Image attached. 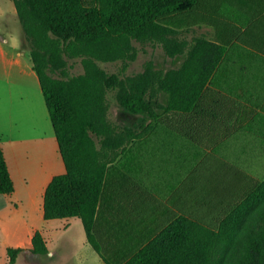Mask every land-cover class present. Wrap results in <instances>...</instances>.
Masks as SVG:
<instances>
[{"label":"trees","instance_id":"16d2710c","mask_svg":"<svg viewBox=\"0 0 264 264\" xmlns=\"http://www.w3.org/2000/svg\"><path fill=\"white\" fill-rule=\"evenodd\" d=\"M204 1L14 0L18 20L33 45L31 57L66 166V172L55 176L46 189L44 218L47 221L80 218L89 244L106 264H264V176L235 169L226 156H218L215 151L203 160L197 174L203 188L200 191L212 195L207 208L199 214H167L169 222L123 262H112L108 252L119 245L114 235L121 228L118 222L121 217L105 212L102 218L105 223L98 224L99 207L111 204L102 203L108 191L121 197V216L138 201L150 202L153 191H161L159 178L156 179L159 174L153 170L161 167L166 172L164 166H169V160L175 157L169 144L160 142L161 138L166 141L167 136L171 141L175 138L163 130H190L197 127L196 119L202 124V117L231 105L230 99L209 91L231 45L241 43L264 49V39L257 30L258 23L264 20H251L264 11V0ZM228 6L248 16V23L251 21L248 28L224 19ZM183 16L214 24L216 40L196 39L178 68L158 75L156 93L164 97L160 111H154L143 99L146 88L138 87L136 92L127 93L125 111L147 113L160 124L157 130L161 134L144 140L154 129L146 119L141 121L138 131L127 128L124 139L128 143L140 141V147L154 155L151 161H144V167L153 164L154 169L146 168L145 180L123 174L124 178L111 184L110 172L123 152L113 155L109 150L120 147L122 141L114 146H104V141L102 144L112 127L108 121L110 104L104 76L95 59L127 58L131 54V39L148 36L153 29L162 27L160 23L169 25ZM63 54L83 57L86 72L67 79L54 78L39 61L44 55L58 60ZM202 146L199 141L184 150L190 148L196 153ZM163 180V185L171 182L165 175ZM14 192L15 184L0 142V194ZM107 214L115 219L109 220ZM230 248L236 253L225 261ZM23 251L8 248L9 264H17ZM31 251L38 255L49 253L41 232L34 235Z\"/></svg>","mask_w":264,"mask_h":264},{"label":"rangeland","instance_id":"374dc122","mask_svg":"<svg viewBox=\"0 0 264 264\" xmlns=\"http://www.w3.org/2000/svg\"><path fill=\"white\" fill-rule=\"evenodd\" d=\"M10 4L11 2L7 1V11H10ZM224 19L240 26L245 25L244 28H248L251 24V21L248 23V16L230 6L225 8ZM251 20H264V11L260 16L258 15ZM18 24L20 28L23 27L19 20ZM160 24L162 27L153 29L150 35L130 40L131 54L129 57L117 60L95 59L104 76L106 98L110 104L108 121L112 127L111 133L104 135L102 144L104 141V146H114L115 142L118 144L122 141L120 147L109 150L113 155L123 152L117 158L115 166L110 172L111 184H113L112 181L124 178L123 174L128 178L137 175L145 180L148 173L146 168L154 169L153 164L144 167L145 162L151 161L154 155L146 153L140 147L141 144L138 140L128 143L124 139V131L127 128L138 131L141 121L146 119L147 123L153 124L154 129L143 139L161 134L157 130L160 128V124L157 123V120L151 119L147 113L125 111L123 103L128 100L127 93L131 90L136 92L138 87L146 88L143 99L154 111H160V104L164 102V97L156 93L158 75L178 68L185 60L188 50L196 39L216 40L215 25L202 19L183 16L169 25L163 22ZM258 26V33L264 39V21L258 23ZM22 31L24 47L31 55L33 45L26 37L23 28ZM39 61L45 65L47 72L54 78L67 79L86 72L83 57L63 54L61 59L56 60L49 55H44ZM113 82L114 86L112 85ZM209 91H216L220 98H228L231 101V105L226 107L228 109L217 110L218 116H214L215 119L219 118L221 123L219 141L216 139L220 131L215 129L216 126L213 128L215 135L212 138H209L206 133L203 138L199 135L203 134L200 130L201 121L196 119L197 115L194 116L197 124L195 128L172 130L173 132L162 129L165 133H172L173 137L171 138H175L171 141L167 136V138L165 137L166 141L162 138L160 141L162 144L164 142L169 144L175 157H171L168 162L169 166H164L167 169L166 172L161 167L153 170L154 174H159L156 179L159 178L160 186L158 188H161V191H153L154 197L151 198L150 202L138 201L134 207H131L132 209L125 211L122 216L119 209L122 206L121 197L117 192L113 196L109 194L112 191L107 192L102 203L111 204L108 207L103 204L102 207H99L101 210L98 214V219H100L98 224L101 221L105 223V219H102L105 212L121 217L118 221L121 223V228L117 230V235H114L119 245L115 246L111 252L108 251L112 257V262H123L133 254L135 249L150 242L157 231L169 222L165 218L167 214H199L207 208L210 203L207 200L210 197L205 196L202 199V196L198 197L197 195V192L203 189L199 182L201 179L197 177L201 163L212 151L221 156L223 143L228 138L250 129L255 122L262 123L264 120V49L259 50L241 43L232 44L209 85ZM217 95L215 101L219 99ZM228 120L230 123L227 122ZM205 123H207L205 126L209 125V122L205 121ZM190 124L192 125V123ZM199 141H202L204 146L201 147L200 151L194 153L190 148L184 150L186 146H193ZM228 143L229 141L225 143L224 147H227ZM99 144L101 145V141ZM163 175L171 182L163 185ZM149 178L146 177L147 185L150 182ZM122 202L125 204V201ZM153 215L156 218H152ZM148 217L150 218L148 219ZM70 222L71 225L66 231L60 229L67 223L66 220L50 222L53 224H50L49 227L56 230L54 240L49 242L50 248L55 252L54 255L51 254V251L47 255H38L32 251H26L19 255L17 264H104L98 253L88 243L82 221L79 218H74ZM4 238L5 236L0 234V264H9L2 243ZM235 253L236 251L230 248L224 260H230ZM222 262L221 259L220 263Z\"/></svg>","mask_w":264,"mask_h":264},{"label":"crops","instance_id":"0c3cea01","mask_svg":"<svg viewBox=\"0 0 264 264\" xmlns=\"http://www.w3.org/2000/svg\"><path fill=\"white\" fill-rule=\"evenodd\" d=\"M7 1L11 2L10 11H7ZM17 18L14 1L0 0V142L15 184L13 194H0V234L5 236L2 243L7 257L8 248L31 251L37 232L42 233L49 252L54 255L49 242L54 240L56 230L49 227L54 220L44 218V197L52 179L64 174L66 166L41 81L32 57L24 47V34ZM215 115L218 113L202 117L200 130L203 135L199 134L202 138L205 133L212 138L214 126L217 131L221 130ZM205 121L209 122L208 126ZM262 123L255 122L250 129L228 138L226 142L229 143L227 147H224L226 142L223 143L221 152L235 169L260 177L264 176ZM203 193L197 192L198 197ZM205 196L212 195L206 192L202 199ZM107 218L111 220L112 216L107 214ZM71 219L74 218L61 219L67 223L60 229L66 231Z\"/></svg>","mask_w":264,"mask_h":264}]
</instances>
